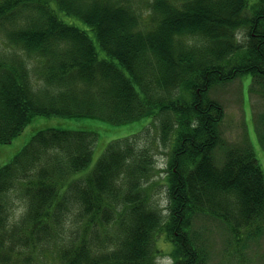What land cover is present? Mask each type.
<instances>
[{
    "label": "trees",
    "instance_id": "trees-1",
    "mask_svg": "<svg viewBox=\"0 0 264 264\" xmlns=\"http://www.w3.org/2000/svg\"><path fill=\"white\" fill-rule=\"evenodd\" d=\"M149 12L147 30L133 7L116 0H0V30L44 61L45 83L34 92L23 61L0 63V145L36 116L125 125L159 109L176 115L178 133L165 216L152 201L154 162L135 138L109 143L94 171L75 179L92 161L97 134L38 132L0 168V264H48L47 253L60 264H158L163 233L173 246L170 264H204L192 230L197 215L228 224L236 241L264 221L263 169L250 148H231L216 165L224 110L206 98L214 84L241 75L264 86V0H153ZM63 16L85 23L107 58ZM177 90L189 91L190 102L162 101ZM162 132L166 141L169 123ZM18 183L28 208L9 225L2 197Z\"/></svg>",
    "mask_w": 264,
    "mask_h": 264
},
{
    "label": "rangeland",
    "instance_id": "rangeland-1",
    "mask_svg": "<svg viewBox=\"0 0 264 264\" xmlns=\"http://www.w3.org/2000/svg\"><path fill=\"white\" fill-rule=\"evenodd\" d=\"M116 1L123 5H129L137 11L140 16V28L148 30L153 26L151 24L152 14L149 12L150 3L153 0ZM62 19L66 23L86 31L96 46L99 58H107L100 48L94 32L85 23L66 16H63ZM183 40L190 45L197 42L189 39ZM240 40L246 41L242 35H240ZM15 46L9 37L0 30V63H8L17 58L19 61H23L24 67L28 70L33 90L37 92L45 85L39 74V69L44 61L36 56H29L21 48ZM13 63L16 64V62ZM160 97L164 102L180 101L184 104L190 102L192 94L187 90H177L171 96L162 93ZM206 98L216 101L224 110V116L218 126L221 140L213 152L216 165H223L229 149L237 147L245 150L250 148L255 153L264 172V86L262 83L255 81L251 75H241L235 80L214 84L206 93ZM176 119L173 112H160L159 109H156L151 118L147 117L125 125H114L105 120L90 117L36 116L13 142L0 145V168L8 164L40 131L48 129L84 130L97 134V142L90 165L73 175L75 179H85L94 171L109 143L131 136L136 139V149L148 150L152 157V162H154L151 176V183H154V188L151 190L152 201L157 209L167 216L169 214L167 163L177 141ZM166 122L169 123L172 133L167 136L166 141H163L166 138L163 137L162 130ZM19 185L20 183L2 197V201L7 207L3 216L6 217L9 225L17 223L28 208L27 199L18 189ZM227 225L208 213L197 215L194 218L192 230L198 243L204 246L207 254V261L204 264H264V221L254 224L261 225L259 228L242 229L238 241L231 235L232 232L227 228ZM166 237V234H160L156 244L157 248L162 251L156 258L158 264L172 262L170 252L173 246ZM44 260L48 264H60L58 259L48 253L44 255Z\"/></svg>",
    "mask_w": 264,
    "mask_h": 264
}]
</instances>
